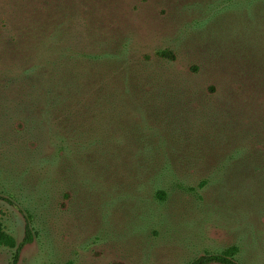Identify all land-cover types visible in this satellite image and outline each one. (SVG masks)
<instances>
[{"label": "rangeland", "instance_id": "obj_1", "mask_svg": "<svg viewBox=\"0 0 264 264\" xmlns=\"http://www.w3.org/2000/svg\"><path fill=\"white\" fill-rule=\"evenodd\" d=\"M0 215V264H264V0H0Z\"/></svg>", "mask_w": 264, "mask_h": 264}, {"label": "trees", "instance_id": "obj_2", "mask_svg": "<svg viewBox=\"0 0 264 264\" xmlns=\"http://www.w3.org/2000/svg\"><path fill=\"white\" fill-rule=\"evenodd\" d=\"M61 43L63 42L61 41V39L58 38V36L55 33L48 32L46 35H44L43 40L39 39L33 43L31 42V44H28L26 46L24 45L27 48L26 49L27 57L31 59V65L28 66V64L24 63L25 65L23 70L24 78L22 77L20 78L25 83L31 82L30 80L31 78H37L38 80L40 78L42 82L46 83L47 85L44 88L42 87V91L44 92L43 96L46 97L47 100L51 103L52 101L55 100H61L60 92L64 94V96L66 97L74 96L76 94V87H75V83L73 82L72 76L76 73L77 70L69 72L66 70V68H64L65 69L64 71H61L59 69L62 68L63 65L69 68L70 65L73 67V64H75L72 62L73 59L70 49L63 47ZM40 45L42 47L38 49ZM166 53L169 54L170 52L166 51ZM166 53H161V54L163 55ZM78 59L79 61L81 60L80 57H78ZM92 59L95 60L96 58L92 57ZM88 73L92 76H95V78L86 83V84L88 83L91 84L88 87H83V93L85 92L84 94L86 96L89 95L91 98H96L100 90L102 89L100 84H102L103 77H105L106 74L101 69H97L96 73L93 70V74L90 69ZM99 74H101L102 76L100 78H97L96 75L99 76ZM86 76L87 75L84 74V77ZM81 77L82 75L78 78V80H80ZM50 99H52V101ZM27 235H28L27 239H30L29 232L27 233ZM0 246H6L11 248L16 247V243L13 237L8 235L3 229L1 215H0ZM235 252H236L235 248H230L221 254L211 256V258L222 264H238L233 257ZM205 260H207V258L203 256L200 257L194 263L197 262L199 263Z\"/></svg>", "mask_w": 264, "mask_h": 264}]
</instances>
